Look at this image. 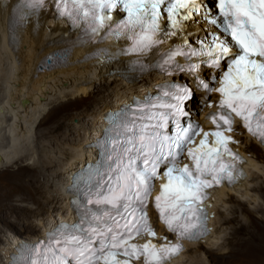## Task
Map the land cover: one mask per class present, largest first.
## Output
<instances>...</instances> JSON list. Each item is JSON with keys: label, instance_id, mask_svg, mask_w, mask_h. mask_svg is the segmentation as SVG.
Listing matches in <instances>:
<instances>
[{"label": "snow or ice", "instance_id": "6c2138e0", "mask_svg": "<svg viewBox=\"0 0 264 264\" xmlns=\"http://www.w3.org/2000/svg\"><path fill=\"white\" fill-rule=\"evenodd\" d=\"M45 4L0 0V10L11 12L10 28L15 30ZM54 6L59 17L85 22L93 35L105 31L106 37L131 39L126 51L141 55L182 32L194 13L215 29L196 46L185 39L169 48L157 67L187 72L200 88L221 94L219 111L209 116L217 130L205 132L198 124L181 123L189 115L185 102L197 97L189 86L176 83L163 86L169 90L160 96L137 102L127 114L120 113L110 130L114 134L105 141L103 158L91 166L86 179L76 178L84 185L80 221L61 225L47 242L27 247L23 259V264H133L143 258L144 264H167L181 245L131 242L138 236L156 237L148 203L161 168L167 182L154 201L160 219L179 237L195 238L202 224L204 190L232 181L240 160L228 146L234 141L221 129L231 131L239 117L264 143V0H56ZM165 15L171 31L162 28ZM177 57L188 63H179ZM193 58L199 62L193 63ZM201 64L220 70V87H210L197 75ZM201 133L199 145L189 147ZM210 135L215 137L212 144ZM185 153L191 165L180 166Z\"/></svg>", "mask_w": 264, "mask_h": 264}, {"label": "bare ground", "instance_id": "6f19581e", "mask_svg": "<svg viewBox=\"0 0 264 264\" xmlns=\"http://www.w3.org/2000/svg\"><path fill=\"white\" fill-rule=\"evenodd\" d=\"M44 21L38 30L35 31L30 24L18 39L11 40V13L0 10V170L18 164L13 170L14 177L10 185L7 188L0 187V205L12 208L23 222L43 228L42 233L34 238L43 236L58 218H66L69 214L70 195L66 192V186L73 171L86 159L93 158L92 150L86 148V143L101 131L104 111L119 107L122 102L131 99L135 92L143 94L148 86L154 84L152 82L162 79L157 73H150L140 82L131 83L113 76L109 74V67L86 61L90 53L88 48L79 46L70 51L58 44L68 31L64 20H56L46 14ZM192 27L199 28L195 24ZM54 51L68 55L69 63L53 69H40V64ZM116 68L125 72V62L120 61ZM106 81L112 85L107 92L112 96L109 100L97 96L99 85L96 84L103 85ZM89 97L91 100H88ZM73 99L84 100V104L92 109L89 112L91 123L82 121L73 124L60 119L42 130V126L48 123V120L45 121L47 116ZM79 115L82 118V114ZM43 137L47 139L43 140ZM246 137L247 144L255 143L256 149L264 150L250 136ZM244 146L242 144L251 158L248 177L236 188L220 189L218 200L214 202L212 233L204 241L190 244L195 255L188 249L172 264H207V256L205 252L203 254L201 244H206L214 251L219 249L215 251L219 256L225 253L233 256L245 253L253 258L264 252V228L261 229L262 223L264 225V162L258 152L252 153ZM26 158L30 162L23 164ZM16 194L20 195V204L14 201V205L11 202L16 199L11 197ZM232 194L238 195L236 200L242 206L232 207ZM35 203H42L44 210L40 213L34 211ZM246 203L251 204L250 208L246 207ZM221 211L227 216L223 217L222 224L218 226V214ZM234 211L241 214L233 215ZM38 214L40 218L37 222L29 217L36 215L37 218ZM238 216L242 217V226L250 232H227L221 229L222 225L233 222ZM1 221L4 223L5 220ZM13 239L17 243L23 237L15 233ZM8 240L0 246V264H8L4 258L6 251L12 249L11 240ZM229 243L233 244L232 248L228 246Z\"/></svg>", "mask_w": 264, "mask_h": 264}, {"label": "rangeland", "instance_id": "374dc122", "mask_svg": "<svg viewBox=\"0 0 264 264\" xmlns=\"http://www.w3.org/2000/svg\"><path fill=\"white\" fill-rule=\"evenodd\" d=\"M105 84L100 85V84H96L99 85L98 87V92L97 96L98 97H105V99H111L112 96H109L107 92L110 91V88L112 87V85L108 84V82H104ZM111 97V98H110ZM108 99V100H109ZM88 100H91V97H89ZM70 103H67L65 105H63L62 107H59L56 110H53L45 119V121H47V124H44L42 126V130L46 129L48 126L54 125V122L59 121L60 119H62L63 121H65L66 123H82V121H84L85 123H91L90 117L91 115H89L90 111L92 110L89 106H87L86 104H84V100L81 99H73L69 101ZM79 113L82 114V118L79 115ZM66 114V116H64ZM87 118V119H86ZM83 133V131H81ZM244 139V144L246 148H248L249 150L252 151V153L254 151L259 153V156L261 157V159L263 160L262 162H264V150L263 149H256L254 144H247L246 140L247 137L246 135L242 136ZM44 138V137H43ZM42 138V139H43ZM47 139L46 137L43 139L45 140ZM35 158V156H34ZM37 158V157H36ZM30 162L29 158H26L22 161L23 164H27ZM18 166L17 163L9 166L7 169H1L0 170V187L1 188H7V185H10V182L12 181L13 177H14V172L13 170ZM233 195V198H231V204L232 207L234 208H238V206H242L243 204L240 203L238 200H236V197L238 195ZM20 195L16 194L13 195L11 197V199H16V200H12L11 203H13L14 205H16L14 203V201H18L17 203L20 204L19 201ZM39 204V205H38ZM36 207H35V206ZM246 207L250 208L249 204H245ZM38 207V208H37ZM43 207V208H41ZM36 208V209H35ZM233 208V210H234ZM33 209H35L34 211H36L37 213H40V211L44 210V205H42V203H35L33 204ZM17 210V209H16ZM18 211V210H17ZM44 212V211H43ZM223 212V213H222ZM56 214V211H55ZM241 214L239 211H234L233 215H239ZM263 214V212H262ZM39 216L36 218V215H31L29 216L30 219H33L37 222V219L40 218V214H38ZM219 218L217 221V225L220 226V224H222V220L224 216H227L226 214H224V211H221L219 214ZM221 216V218H220ZM256 216V215H255ZM258 219L261 220V218H259L258 216H256ZM241 216L237 217L236 220H234L231 223H227L225 225L221 226L222 230H226L227 232L230 230H238V233H248L250 232L248 229H246L245 226H242V220H241ZM221 219V220H219ZM1 220H5L4 223ZM25 220H28V218H26ZM23 223V224H22ZM27 223V224H26ZM261 226V224H260ZM263 223L261 226V229L264 228L263 227ZM11 230L12 232L17 233L19 236L26 238V237H36L38 234L42 233V229L39 225L33 227L32 225H29L28 222L24 221L18 217L16 211L12 210V208H4L1 207L0 205V246H2L3 244H6V242H8V235H6L7 230ZM13 229V230H12ZM41 229V230H40ZM224 231V232H226ZM228 246L230 248L233 247V244H228ZM237 247V246H235ZM239 247V246H238ZM201 249L203 250V254L205 252L207 259H206V263L207 264H264V252H260L257 256L250 258L249 255L245 254V253H241L238 256H233L231 253H225L221 256H219L216 252L219 251V249H215V251L212 248H209L208 246H206V244H201ZM191 251L192 255H195L196 252H194L193 250H191V248H189V252ZM2 251H0L1 253ZM241 256V257H240ZM4 258L6 260L5 254H4Z\"/></svg>", "mask_w": 264, "mask_h": 264}]
</instances>
